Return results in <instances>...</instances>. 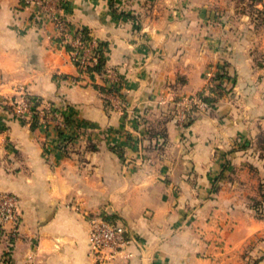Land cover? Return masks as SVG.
Returning <instances> with one entry per match:
<instances>
[{"label":"crops","instance_id":"1","mask_svg":"<svg viewBox=\"0 0 264 264\" xmlns=\"http://www.w3.org/2000/svg\"><path fill=\"white\" fill-rule=\"evenodd\" d=\"M58 3L73 29L105 45L116 81L79 74L53 24L0 0V192L18 198L0 264H89L95 215L132 235L110 264H264V213L250 206L264 183V0ZM220 59L232 96L181 128L175 99L200 92ZM110 82L120 96L100 91ZM22 94L74 121L69 147L53 123L15 115Z\"/></svg>","mask_w":264,"mask_h":264},{"label":"built area","instance_id":"2","mask_svg":"<svg viewBox=\"0 0 264 264\" xmlns=\"http://www.w3.org/2000/svg\"><path fill=\"white\" fill-rule=\"evenodd\" d=\"M25 6L35 8V13L42 20H47L53 24L57 31V41L59 45L67 48L72 63L77 67L79 74L88 73L87 67L93 66L98 59L105 53V47L100 45L91 37L84 36L75 30L60 15L58 7L59 0H21ZM213 70L207 72L208 78L212 76ZM102 73L109 81H116L114 73L103 66ZM212 80L204 85L198 95L185 98L181 103L182 112L179 113L178 123L183 127L187 111L192 107L200 110L209 109V105L200 97L202 91H207L206 87ZM112 83V82H110ZM106 97H117L113 92L106 93ZM14 112L24 121L35 120L38 125H48L53 123L57 128L64 129V116L60 109L49 106L44 108L40 105L38 98L22 94L12 102ZM180 107V106H179ZM18 209V198L10 192H0V226L4 228L10 225L9 230L14 232L16 229V211ZM132 235L124 224L112 222L100 215L91 216L88 219V260L89 264H110L121 253L125 252L132 242ZM129 255V254H128Z\"/></svg>","mask_w":264,"mask_h":264},{"label":"trees","instance_id":"3","mask_svg":"<svg viewBox=\"0 0 264 264\" xmlns=\"http://www.w3.org/2000/svg\"><path fill=\"white\" fill-rule=\"evenodd\" d=\"M252 1H257V0H252ZM111 9L113 11L115 10L113 7H111ZM119 15L122 18L133 17L130 13H125V12H120ZM78 31L81 32L84 36L91 37L90 32L87 29L82 28V29H78ZM100 45L105 46L101 42H100ZM104 65H105V56L103 54L98 59V61L95 65L87 67V71H88V73H92V72L102 73V69H103ZM227 66H228V64L226 61L223 62L221 65L217 64V70L218 71H217V73H215V76L212 78L211 83L209 85H207V87H206L207 91H205V92L202 91L199 94L201 99L203 101H205L210 106V108H213L220 101V99H222L223 96H226V95L231 96L233 94L232 88H233V85L235 83V76L231 75L228 72ZM118 90H119V85L117 83L116 84L111 83V84H109L105 87H102V88L100 87L101 92H104V93L113 92L116 95L120 96ZM30 97H32V96H30ZM34 98H36V97H34ZM64 122L66 123V126L70 131H73V132L76 131V129H74V128H77V125L75 126L73 123L74 121L72 119H70L68 116L64 115ZM30 124H31L32 128L37 126V123L35 120H32ZM72 127H74V128H72ZM60 136L62 137V134H60ZM150 136L151 137H156V136H162L163 137V134L161 135L160 133L153 132V134L151 133ZM72 138L66 137L65 139L72 141V140H74ZM76 138L77 137H75V139ZM225 168H226V166L223 167V169H225ZM212 189L213 190L217 189V184L215 182L213 183ZM250 206L253 208V210L257 216L264 213V183H260L258 185V198H253L251 200ZM100 216H102V215H100ZM102 217H104V218H106L112 222H116V221L109 219L105 216H102ZM2 232L3 231H2V228L0 226V234H2Z\"/></svg>","mask_w":264,"mask_h":264},{"label":"rangeland","instance_id":"4","mask_svg":"<svg viewBox=\"0 0 264 264\" xmlns=\"http://www.w3.org/2000/svg\"><path fill=\"white\" fill-rule=\"evenodd\" d=\"M216 40V39H215ZM205 42H208V41H205ZM213 47L215 48V50L217 51V44H215V42L213 41ZM105 47V46H104ZM224 61H222L221 59H220V62H218V63H210L208 66H206V69H205V71H204V84H207L208 83V80L210 79V80H212V78L215 76V73H217V64H219L220 63V65L223 63ZM105 66V65H104ZM211 70H213V72H212V76L210 77V78H208V76H207V72H209V71H211ZM203 89V88H202ZM233 89V88H232ZM233 93V92H232ZM196 95H198V93H195V94H191V95H188V96H180V97H178V98H176L175 99V101H174V104H173V119L175 120V122L178 124V126H179V123H178V116H179V113H181L182 111V106H181V103H184V101H186V99L185 98H190V97H193V96H196ZM226 96H230V95H226ZM232 96V95H231ZM54 106V108H58V109H60L61 107L60 106H57V105H53ZM180 106V107H179ZM212 108H210L209 107V109H207V110H200V109H194L193 107L190 109V110H188L187 111V115H186V119H185V121H184V123H183V127L184 126H187V125H189V123L194 119V117L198 114V113H204V112H207V111H209V110H211ZM14 111V110H13ZM15 113V112H14ZM15 115H16V113H15ZM178 115V116H177ZM64 116V115H63ZM22 120V119H21ZM22 121H24V120H22ZM25 122H28V123H31L30 121H25ZM64 124H65V128L64 129H61V128H57L56 130V132L58 133V136H59V145H60V147L62 148H67V147H69V143L71 142V141H69L68 139H65L66 137L68 138H72V139H75V137H76V131L75 132H73V131H70L68 128H67V126H66V123L64 122ZM38 125V124H37ZM183 127H181V128H183ZM60 134H62V137L60 136ZM64 139V140H63Z\"/></svg>","mask_w":264,"mask_h":264}]
</instances>
